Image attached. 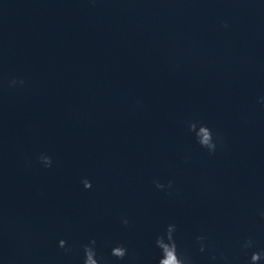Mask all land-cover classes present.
I'll return each mask as SVG.
<instances>
[{"label":"clouds","instance_id":"clouds-1","mask_svg":"<svg viewBox=\"0 0 264 264\" xmlns=\"http://www.w3.org/2000/svg\"><path fill=\"white\" fill-rule=\"evenodd\" d=\"M227 25H225L226 27ZM17 83L23 84L24 81L20 80H12L11 85H15ZM190 130L194 131L197 127L196 123H191L189 125ZM197 142L204 148H206L210 154H214L217 149V141L219 140V137H216L214 139L212 130L206 126L201 125L199 127V132L196 133ZM39 160L43 163L45 167H51L52 166V159L51 157L47 155H41L39 157ZM85 189H90L92 187V184L87 179L82 181ZM172 182H169V188L171 187ZM156 187L159 189H163L165 186L159 182H156ZM261 215H264L262 213ZM125 225L129 223L127 219H124L122 221ZM176 232V225L175 224H169L164 232V234L157 236L155 244L156 247L160 250V259L158 261V264H193L192 258L187 253L181 252L177 240L175 238L174 233ZM197 242L199 243V251L204 252L206 248V237L201 235L198 236ZM58 246L60 248H64L65 251H68L67 248V241L61 239L58 242ZM96 240H91L88 244H85L83 246L84 250V259L83 264H105V258L103 256L98 257L97 249H96ZM244 249H250L254 247V241L252 239H248L244 242L242 245ZM111 256L117 258L118 260H124L126 256H128V249L123 245H117L111 249ZM213 260H216L217 257L215 254L211 257ZM225 264H230V261L226 256L221 257ZM134 259V258H133ZM264 260V250L262 251H253L250 255V258L248 260V264H260V261Z\"/></svg>","mask_w":264,"mask_h":264}]
</instances>
